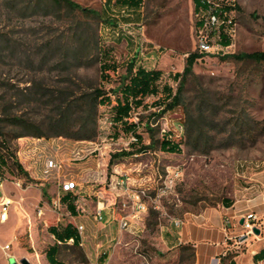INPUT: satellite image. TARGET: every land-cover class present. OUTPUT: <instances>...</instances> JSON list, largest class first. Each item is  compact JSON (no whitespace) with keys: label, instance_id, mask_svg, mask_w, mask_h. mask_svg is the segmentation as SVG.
Here are the masks:
<instances>
[{"label":"rangeland","instance_id":"1","mask_svg":"<svg viewBox=\"0 0 264 264\" xmlns=\"http://www.w3.org/2000/svg\"><path fill=\"white\" fill-rule=\"evenodd\" d=\"M72 1L84 11L52 0H0L3 130L13 128L8 118L17 115L43 134L12 142L29 179L3 169L0 198L12 201L8 218L0 221V264H22L23 258L50 264L45 253L56 243L50 228L71 224L76 230L80 223L81 245L57 244V264H161L166 257L172 264H191L190 246H178L177 255L168 257L150 242L165 220L183 217L186 209L216 206L237 184L241 168L264 164V63L225 57L264 51V0H224L233 7L227 27L231 42L219 52L199 51L193 0H143L137 14L120 12L113 1ZM105 52L119 66L112 80L102 83L107 91L133 57L161 70V87L176 88L174 74L183 70L187 55L202 54L186 78L181 104L156 115L151 95L132 109L142 137L136 147L133 134L113 123L107 105L98 106L93 140L55 135L78 130L57 123L56 101L98 87ZM185 130H200L202 136H186ZM162 135L182 136L180 150L160 149ZM139 146L146 148L108 165L112 154ZM48 157L60 163L58 172H43ZM115 176L124 178L127 190L111 188ZM66 179L79 184L71 199L75 212L62 199L60 207L52 202L57 193L63 195L60 183ZM128 192H139L147 210L135 221L128 216L135 232L115 221V230L103 239L100 226L107 216L95 218L97 202L129 211Z\"/></svg>","mask_w":264,"mask_h":264},{"label":"trees","instance_id":"2","mask_svg":"<svg viewBox=\"0 0 264 264\" xmlns=\"http://www.w3.org/2000/svg\"><path fill=\"white\" fill-rule=\"evenodd\" d=\"M118 6L120 12H136L139 11L143 0H107ZM194 11L197 14L200 9L204 8L205 0H193ZM55 4H62L70 9H79L84 11L77 3L72 0H52ZM224 10L229 15L233 7L230 4L223 5ZM123 15V14H122ZM228 19L227 16L225 18ZM106 22L110 23L109 20ZM232 22V20H231ZM199 21H196L198 25ZM112 24V23H110ZM231 25V24H230ZM221 43L227 46L231 42L230 36L225 32V24L221 26ZM99 65V76L101 84L98 87L93 88L91 91H84L77 96H71L68 99L60 100L56 102L57 105V123L71 127L73 125L78 126V130L73 133H65L56 131L55 135H64L72 137L76 140H93L98 133L97 130V112L98 106L107 105L114 124L121 127V130L131 132L136 138V141L131 142L134 147L136 143L142 141V137L137 133V122L131 120V112L134 107H139L144 104V100L148 96H156V99L152 102L153 105L159 108L156 115L172 110L177 105L182 103V93L184 84L188 75L193 72V65L201 53L191 52L185 59V64L181 72H176L174 78L177 81L176 88H173L169 84H165L162 87L159 85V79L161 77V70L154 68H147L141 61L135 57L128 62L125 68V74L119 75V82L115 88L110 91L105 90V86L102 85L112 80L118 72V64L111 59H108V52L103 54ZM236 61H249L255 63H264V51L257 50L251 52H238L225 56ZM113 94L114 96H112ZM76 113V114H75ZM75 115V116H74ZM4 118L0 117V182L3 181V169L7 168L12 170L13 173L19 176L29 179L27 170L23 167L16 154V147L13 145V141L22 136H34L43 137V134L39 131L29 128L27 120L21 116H11L8 118V125L13 128L11 130H3ZM186 136L195 135V138H201L202 134L200 130H185ZM183 143L182 136L178 138L168 137L162 135L159 146L160 149L176 152L180 150V145ZM146 146H139L135 149L114 153L110 156L108 165L111 166L114 163L116 157L122 155H131L133 153H139ZM45 192H43L44 194ZM73 194L71 192L63 193L61 199L67 204L68 209L71 212H75V206L71 199ZM53 235L56 239H65L71 236L75 237V245L79 246V235L71 224H66L61 230L56 227H51ZM46 258L50 264H57V244L49 246L46 250ZM264 257V254L263 256ZM221 264V262L219 263Z\"/></svg>","mask_w":264,"mask_h":264},{"label":"crops","instance_id":"3","mask_svg":"<svg viewBox=\"0 0 264 264\" xmlns=\"http://www.w3.org/2000/svg\"><path fill=\"white\" fill-rule=\"evenodd\" d=\"M51 143V140L46 142L50 147ZM77 143H68V146L74 147ZM245 167L237 174V184L216 206L186 209L183 217L165 220L153 237L155 242L150 244L168 253V257L177 255L178 246L188 245L193 253L191 264H264V164ZM131 211L107 205L103 211L107 217L100 226L103 239L109 238L115 223L119 225L120 217L129 216ZM249 212L258 218L255 226L258 233L244 238L242 222ZM132 221L135 220L132 218ZM128 229L135 232L132 223ZM161 264L172 263L166 257Z\"/></svg>","mask_w":264,"mask_h":264},{"label":"built area","instance_id":"4","mask_svg":"<svg viewBox=\"0 0 264 264\" xmlns=\"http://www.w3.org/2000/svg\"><path fill=\"white\" fill-rule=\"evenodd\" d=\"M205 7L200 9L197 13V20L199 21L197 25V38L196 43L201 52H219L224 51L226 46L221 43V26L225 24V32L229 35L227 31V27L231 24V18H229L228 14L223 8L224 4H228L224 0H205ZM227 16V20L225 19ZM228 46V45H227ZM159 110V108H158ZM131 142L136 141L137 138L134 135H131ZM60 163L54 157H48L44 161L43 172L45 174H50L53 172H58L60 170ZM2 181L0 182V186ZM126 181L122 177H113L110 185L111 188H122L123 190H127L124 185ZM79 188V184L74 180L66 179L60 183V189L63 193L71 192L74 193V190ZM129 198L132 203V211L129 214L131 218H138L139 214L145 212L147 210L146 204L141 200V194L139 192H128ZM61 195L57 193L56 197L53 198L52 202L55 207L61 206ZM0 221L3 222L8 218V210L11 204V199L7 196H2L0 198ZM106 209L104 203L99 201L97 202L96 210H95V218L97 220H102L104 218L103 211ZM258 220L256 214L254 212L247 213L242 222V227L244 232L242 236L245 238L249 234H254L252 228L257 226L256 221ZM176 223L180 224V221ZM130 220H128L127 216H122L119 219V226L122 229H127L130 227ZM76 231L79 235V245H81V235L84 230V225L82 223L76 224ZM75 237L71 236L69 238H65L63 240L56 239V244H69L75 245ZM8 248V245L4 246Z\"/></svg>","mask_w":264,"mask_h":264},{"label":"water","instance_id":"5","mask_svg":"<svg viewBox=\"0 0 264 264\" xmlns=\"http://www.w3.org/2000/svg\"><path fill=\"white\" fill-rule=\"evenodd\" d=\"M252 230L254 233H258V229L256 227H253ZM21 263L22 264H28V261L25 258H23V259H21ZM13 264H16V263L13 262Z\"/></svg>","mask_w":264,"mask_h":264}]
</instances>
